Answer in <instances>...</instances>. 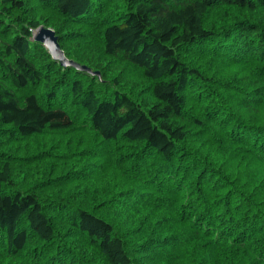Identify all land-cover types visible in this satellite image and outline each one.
<instances>
[{"label": "trees", "instance_id": "obj_1", "mask_svg": "<svg viewBox=\"0 0 264 264\" xmlns=\"http://www.w3.org/2000/svg\"><path fill=\"white\" fill-rule=\"evenodd\" d=\"M0 264H264V0H0Z\"/></svg>", "mask_w": 264, "mask_h": 264}, {"label": "water", "instance_id": "obj_2", "mask_svg": "<svg viewBox=\"0 0 264 264\" xmlns=\"http://www.w3.org/2000/svg\"><path fill=\"white\" fill-rule=\"evenodd\" d=\"M34 41L40 43L43 47H45V49L51 56L52 60L54 62L59 63L62 67L73 68L77 71L98 76V73L91 72L85 66H81L73 61L68 60L58 44V40L57 37L55 36L54 31H52L51 29H45L43 27H40L35 32Z\"/></svg>", "mask_w": 264, "mask_h": 264}, {"label": "rangeland", "instance_id": "obj_3", "mask_svg": "<svg viewBox=\"0 0 264 264\" xmlns=\"http://www.w3.org/2000/svg\"><path fill=\"white\" fill-rule=\"evenodd\" d=\"M43 28H45V27H43ZM45 29H48V28H45ZM53 31V30H52ZM129 73V75H130V79H134V80H137V79H135L136 78V76L135 75H133V73L132 72H128ZM132 73V74H131ZM15 146H17L16 144H14ZM22 145H24V142L21 144V146ZM25 145H26V143H25ZM32 145H30V147L29 146H27V149H30V150H33L32 149V147H31ZM18 164H19V162H18ZM27 167H31V166H27ZM42 169H43V165L41 164V161H39L38 162V165H37V168H35V169H33V170H31V172H34V174L31 176V175H29L28 174V177H27V180H25V181H30V180H34L35 181V178H34V175L35 174H37V176H38V178L39 179H43L44 181H46L47 180V177H44V176H42V174L40 173L41 171H42ZM37 172V173H36ZM33 181V182H34ZM27 183H25V185H26ZM52 183L51 182H49V184L47 183V185H43L42 187H43V189L45 190V189H50V186L49 185H51ZM52 187H56V186H52L51 185V188Z\"/></svg>", "mask_w": 264, "mask_h": 264}]
</instances>
